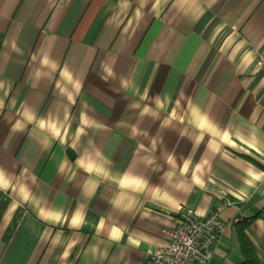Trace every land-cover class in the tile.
Listing matches in <instances>:
<instances>
[{"label":"crops","instance_id":"obj_1","mask_svg":"<svg viewBox=\"0 0 264 264\" xmlns=\"http://www.w3.org/2000/svg\"><path fill=\"white\" fill-rule=\"evenodd\" d=\"M225 200L210 263L264 264V0H0V264H143Z\"/></svg>","mask_w":264,"mask_h":264},{"label":"built area","instance_id":"obj_2","mask_svg":"<svg viewBox=\"0 0 264 264\" xmlns=\"http://www.w3.org/2000/svg\"><path fill=\"white\" fill-rule=\"evenodd\" d=\"M234 203L225 200L204 217L183 215L166 231L167 244L149 251L143 264H211L213 247L224 230L222 209Z\"/></svg>","mask_w":264,"mask_h":264},{"label":"trees","instance_id":"obj_3","mask_svg":"<svg viewBox=\"0 0 264 264\" xmlns=\"http://www.w3.org/2000/svg\"><path fill=\"white\" fill-rule=\"evenodd\" d=\"M241 249L244 255V261L241 264H258V260L253 254V248L249 241L241 237Z\"/></svg>","mask_w":264,"mask_h":264}]
</instances>
